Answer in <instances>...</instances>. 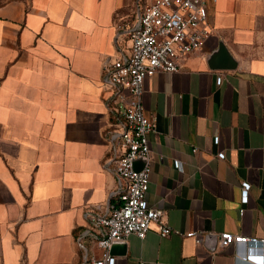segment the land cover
I'll return each instance as SVG.
<instances>
[{"label":"crops","instance_id":"crops-1","mask_svg":"<svg viewBox=\"0 0 264 264\" xmlns=\"http://www.w3.org/2000/svg\"><path fill=\"white\" fill-rule=\"evenodd\" d=\"M138 1L0 4V264H80L85 212L117 201L108 136L122 115L104 64L129 52L116 23ZM208 1L211 37L179 71L147 77L143 95L158 121L149 204L202 241L153 227L116 264H236L245 247H222V233L264 239V0ZM221 43L236 68L210 65Z\"/></svg>","mask_w":264,"mask_h":264},{"label":"built area","instance_id":"built-area-1","mask_svg":"<svg viewBox=\"0 0 264 264\" xmlns=\"http://www.w3.org/2000/svg\"><path fill=\"white\" fill-rule=\"evenodd\" d=\"M215 1V0H214ZM132 22L116 23L120 33L125 32L129 52L120 51L113 60L104 64V82L117 104L115 112L120 117V129L109 131L113 155L110 162L118 181L117 201L107 209L85 212L87 224L77 235L82 251L80 264H116L117 257L111 248L115 242H126L130 235L144 239L156 227L163 236L171 234L193 237L199 243L201 236L195 232L183 233L165 220V211L149 204L147 194L151 178L150 136L157 131V118L146 113L143 104L144 82L157 72H176L181 61L199 51L211 37L213 27L209 20L208 0H139ZM221 77L218 82L221 83ZM219 142V138L215 139ZM147 159L141 170H136L137 158ZM225 158V153H219ZM182 168L180 161H175ZM251 185L243 183L242 202L249 200ZM222 247L244 246L236 264H264V239L224 232ZM101 252L97 254L93 247Z\"/></svg>","mask_w":264,"mask_h":264},{"label":"water","instance_id":"water-1","mask_svg":"<svg viewBox=\"0 0 264 264\" xmlns=\"http://www.w3.org/2000/svg\"><path fill=\"white\" fill-rule=\"evenodd\" d=\"M210 65L213 67L223 68V69H233L236 68L237 63L227 50V48L221 43L219 50L212 57ZM147 162L146 158H137L134 162V167L136 170H141ZM112 254H125L126 253V242H115L111 248Z\"/></svg>","mask_w":264,"mask_h":264},{"label":"rangeland","instance_id":"rangeland-1","mask_svg":"<svg viewBox=\"0 0 264 264\" xmlns=\"http://www.w3.org/2000/svg\"><path fill=\"white\" fill-rule=\"evenodd\" d=\"M10 1H21V2H27L29 0H0V4H4L6 2H10Z\"/></svg>","mask_w":264,"mask_h":264}]
</instances>
